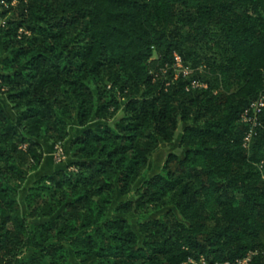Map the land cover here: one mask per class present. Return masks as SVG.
<instances>
[{
	"label": "trees",
	"instance_id": "obj_1",
	"mask_svg": "<svg viewBox=\"0 0 264 264\" xmlns=\"http://www.w3.org/2000/svg\"><path fill=\"white\" fill-rule=\"evenodd\" d=\"M0 19V264H264V106L243 119L264 0H0ZM182 123L183 153L133 191ZM45 140L71 157L24 207Z\"/></svg>",
	"mask_w": 264,
	"mask_h": 264
},
{
	"label": "rangeland",
	"instance_id": "obj_2",
	"mask_svg": "<svg viewBox=\"0 0 264 264\" xmlns=\"http://www.w3.org/2000/svg\"><path fill=\"white\" fill-rule=\"evenodd\" d=\"M3 23H4V19H0V24ZM156 59H157V55L154 54L152 56V60H156ZM1 60L2 58H0V65H1ZM177 73H179V71H177ZM6 107L10 111V106H8V104L6 105ZM121 115L122 112L120 111L117 114L116 119L119 118ZM97 123H98L97 121L92 120L89 126L94 127ZM183 126H184L183 123L180 124V129L177 138L173 143L171 144L160 143L156 151L151 156L149 164L146 167V169L143 171L142 176L135 184L133 191L137 189L144 180L151 178L153 175L161 171V168L167 158V155L170 152H176L180 155L183 153L184 149L180 147V139L182 137ZM70 129L72 132V137L80 133V131L82 130V128L79 127L77 124H72L70 126ZM67 146H68L67 142L54 144L49 140L44 141V158L42 162L37 167L32 169L30 172L26 170V174H27L26 182L18 192L19 201L24 207H25V196L27 194V189L35 180L42 177V175L44 174H52L58 169L61 168L64 169L67 167V164L69 163L71 157V153L68 150ZM60 152H62V154H60ZM70 169L72 170L74 168L71 167ZM130 197H133V195H131ZM130 197L123 196L120 197L119 200H126L127 198ZM161 215H162L161 211L160 212L152 211L149 214H142V215L128 214L127 217H129L133 228L137 229L138 221L142 219L156 218ZM194 264H208V263L206 262V260L200 259V261L194 262Z\"/></svg>",
	"mask_w": 264,
	"mask_h": 264
},
{
	"label": "built area",
	"instance_id": "obj_3",
	"mask_svg": "<svg viewBox=\"0 0 264 264\" xmlns=\"http://www.w3.org/2000/svg\"><path fill=\"white\" fill-rule=\"evenodd\" d=\"M175 61H176L175 67L177 66L176 67L177 71H179V73L183 72L184 74H188L189 70L183 67L181 58L179 56L175 57ZM192 86H201V84L198 81L194 80L192 81ZM262 106H264V101H263V97L261 96L257 101L251 103L250 106L245 109L243 113L244 121L251 122L252 125H256L257 124V113L261 110ZM250 112L253 113L251 117L248 116ZM252 129H250V132L244 138V145H247L249 143L251 136L253 134ZM60 154H62V152H60ZM249 259H250V256L244 259L236 260L232 264H246L249 261ZM225 264H228V263H225Z\"/></svg>",
	"mask_w": 264,
	"mask_h": 264
}]
</instances>
